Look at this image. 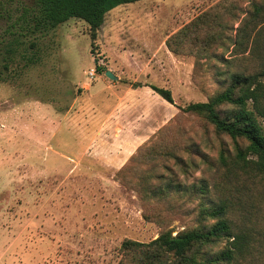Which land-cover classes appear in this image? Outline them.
I'll list each match as a JSON object with an SVG mask.
<instances>
[{
  "label": "rangeland",
  "instance_id": "rangeland-1",
  "mask_svg": "<svg viewBox=\"0 0 264 264\" xmlns=\"http://www.w3.org/2000/svg\"><path fill=\"white\" fill-rule=\"evenodd\" d=\"M217 1L122 4L106 15L93 41L80 18L21 35L16 21L30 0H0V264H117L125 238L157 237L159 225L144 219L138 196L116 180L131 156L114 172L104 165L123 144L141 142L138 148L173 125L213 163L223 141L233 150L231 140H219L200 118L182 111L207 101L218 82L208 75L194 81L195 57L166 44ZM152 86L169 89L174 101ZM86 88L95 89V97ZM92 105L111 114L107 123ZM122 132L125 138L117 141ZM160 163L158 172L186 185L198 183L208 168L190 166L186 173L174 159ZM198 200L184 208L192 210ZM184 208L175 216L176 231L192 220Z\"/></svg>",
  "mask_w": 264,
  "mask_h": 264
},
{
  "label": "trees",
  "instance_id": "trees-1",
  "mask_svg": "<svg viewBox=\"0 0 264 264\" xmlns=\"http://www.w3.org/2000/svg\"><path fill=\"white\" fill-rule=\"evenodd\" d=\"M136 1L30 0L16 24L21 35H36L80 18L94 41L111 10ZM166 44L175 54L195 57L194 81L208 75L218 82L207 101L191 102L182 111L200 118L219 140H231L233 150L223 141L213 163L173 125L141 144L116 180L138 196L144 219L157 223L160 232L147 242L125 238L117 264H264V0H219ZM152 87L174 101L169 89ZM169 159L186 173L190 166L208 168L198 183L186 185L158 172ZM197 200L192 210L184 208ZM183 208L192 220L176 231L173 222Z\"/></svg>",
  "mask_w": 264,
  "mask_h": 264
},
{
  "label": "crops",
  "instance_id": "crops-1",
  "mask_svg": "<svg viewBox=\"0 0 264 264\" xmlns=\"http://www.w3.org/2000/svg\"><path fill=\"white\" fill-rule=\"evenodd\" d=\"M97 89V88H96ZM101 88H98L97 91H99ZM86 93L90 94V96L92 97H95V93H96V90L94 89L93 91L91 90V88H86ZM99 95V94H98ZM97 95V96H98ZM120 99L123 101V98L120 97ZM120 104H122V102H120ZM123 105V104H122ZM92 109L96 110L97 111V114L102 117V116H106V117H109L105 120V123L108 122V119L111 118V114L110 115H107V112L105 111H101V107L97 108L95 107V105H92L91 107ZM105 108V107H104ZM107 110V109H106ZM103 112V113H102ZM102 114V115H101ZM124 133H120L118 134L117 136V141L118 140H121V139H124L125 138V135H123ZM122 136V137H121ZM127 136V140H130L132 141L134 139L133 136H130L129 135H126ZM143 141V140H142ZM141 142L139 143H136V144H123L122 145V151L121 152H114V154L108 156V157H105L103 158V161H104V165H107L106 168H107V171L108 172H114L116 169H119L127 160L128 158L135 152V149L137 148V146L140 144ZM132 145V146H131ZM62 156L64 157H67L66 154L62 153L61 154ZM85 152H82L80 156H85ZM79 156V157H80ZM80 160H78L76 162V165L75 167H79L81 164H80ZM71 166H74V165H71Z\"/></svg>",
  "mask_w": 264,
  "mask_h": 264
},
{
  "label": "water",
  "instance_id": "water-1",
  "mask_svg": "<svg viewBox=\"0 0 264 264\" xmlns=\"http://www.w3.org/2000/svg\"><path fill=\"white\" fill-rule=\"evenodd\" d=\"M106 76H108L109 78H111V79H114V80H116V79H118V76H116L112 71H110V70H107L106 71Z\"/></svg>",
  "mask_w": 264,
  "mask_h": 264
},
{
  "label": "built area",
  "instance_id": "built-area-1",
  "mask_svg": "<svg viewBox=\"0 0 264 264\" xmlns=\"http://www.w3.org/2000/svg\"><path fill=\"white\" fill-rule=\"evenodd\" d=\"M94 72L93 71H91V74H93Z\"/></svg>",
  "mask_w": 264,
  "mask_h": 264
}]
</instances>
